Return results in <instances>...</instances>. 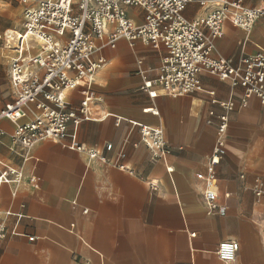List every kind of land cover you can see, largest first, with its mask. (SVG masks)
I'll return each instance as SVG.
<instances>
[{
    "label": "crops",
    "instance_id": "obj_1",
    "mask_svg": "<svg viewBox=\"0 0 264 264\" xmlns=\"http://www.w3.org/2000/svg\"><path fill=\"white\" fill-rule=\"evenodd\" d=\"M244 2L264 5V0ZM209 11L190 4L183 14L193 20ZM126 13L136 23L143 20L141 9L126 8ZM222 31L213 42V58L235 64L264 50L263 19L250 31L226 21ZM164 53L124 39L99 51L95 57H103L105 64L94 88L103 102L77 127L70 126L65 140H45L27 153H14V125L0 120V164L20 168L25 179L39 178L38 189L0 184L5 223L0 264H223L217 247L232 241L239 248L235 264H264V197L257 201L252 193L256 179L264 177V104L250 98L242 105L240 87L206 72L199 76L201 92L177 98L160 93L150 99L140 87L145 78L157 77ZM10 59L0 55L6 79ZM9 88V82L0 84V92ZM212 98L234 104L227 113L225 154L215 169L223 216L206 212L204 184L195 177L206 171L218 118L225 113L210 103ZM148 108L158 114L144 112ZM139 125L162 128L165 145L174 151L154 158L138 141ZM76 144L101 150L109 163L89 161ZM107 144L112 145L109 152L104 151ZM119 153L125 157L118 159Z\"/></svg>",
    "mask_w": 264,
    "mask_h": 264
},
{
    "label": "built area",
    "instance_id": "obj_2",
    "mask_svg": "<svg viewBox=\"0 0 264 264\" xmlns=\"http://www.w3.org/2000/svg\"><path fill=\"white\" fill-rule=\"evenodd\" d=\"M20 1L25 5L22 30L12 38L5 34L6 41L13 42L9 81L14 97L0 109V120L14 124L11 136L14 153H27L45 140H65L70 126L77 127L91 115L92 109L103 102L94 81L105 59L95 55L103 48H114L120 39L130 44L139 41L156 51H165L157 77L145 78L140 87L150 99L160 93L177 98L201 92L199 76L206 72L228 82L232 88L240 87L242 105L250 98L264 104V50L242 56L235 64L222 57H212L213 42L223 34V24L228 21L234 28L250 31L256 21L264 20V5L249 7L245 0ZM190 4L210 11L189 20L183 11ZM126 8L141 9L142 22L132 20ZM34 43H38L37 47ZM209 95L212 97L214 93L210 91ZM210 103L219 104L225 113L218 118L216 141L206 158V171L195 177L204 184L206 212L223 216L226 208L218 204L215 169L225 154L227 113L234 104L231 100L217 103L213 98ZM144 112L158 114L153 108ZM24 119L27 121L23 122ZM138 137L139 143L151 150L156 159L174 151L165 145L160 127L139 125ZM111 149V144L104 147L107 152ZM75 150L89 161L109 163L99 149L76 144ZM124 157V153L118 154V159ZM112 164L120 170H130L124 164ZM166 171L171 173V166ZM8 182L39 188V178L25 179L20 168L0 164V184ZM149 186L157 187L152 182ZM252 193L257 201L264 197V177L256 179ZM4 237L5 223L0 218V239ZM238 250L236 242H223L218 245L216 255L223 264H235Z\"/></svg>",
    "mask_w": 264,
    "mask_h": 264
},
{
    "label": "rangeland",
    "instance_id": "obj_3",
    "mask_svg": "<svg viewBox=\"0 0 264 264\" xmlns=\"http://www.w3.org/2000/svg\"><path fill=\"white\" fill-rule=\"evenodd\" d=\"M24 8L25 5L20 0H0V55L7 61L13 55V42L6 41L5 34L12 38L22 30ZM7 77L8 79H6L3 70L0 69V84L9 82L11 85L9 81V69ZM13 97V88L0 92V107Z\"/></svg>",
    "mask_w": 264,
    "mask_h": 264
},
{
    "label": "bare ground",
    "instance_id": "obj_4",
    "mask_svg": "<svg viewBox=\"0 0 264 264\" xmlns=\"http://www.w3.org/2000/svg\"><path fill=\"white\" fill-rule=\"evenodd\" d=\"M12 33H14V32H12ZM17 34V33H16ZM9 38H11L10 36H9ZM37 44L38 43H34L33 45H34V47H37ZM12 125H14L13 123H11Z\"/></svg>",
    "mask_w": 264,
    "mask_h": 264
}]
</instances>
